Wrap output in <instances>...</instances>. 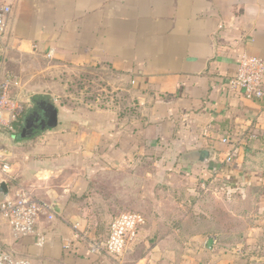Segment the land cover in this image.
I'll return each instance as SVG.
<instances>
[{
    "label": "crops",
    "instance_id": "crops-1",
    "mask_svg": "<svg viewBox=\"0 0 264 264\" xmlns=\"http://www.w3.org/2000/svg\"><path fill=\"white\" fill-rule=\"evenodd\" d=\"M4 6L0 55L108 67L136 105L129 120L112 107L80 114L77 140L51 153L38 145L27 170L12 173L10 195L23 187L54 216L38 219L44 246L16 238L3 216L7 249L39 264H264V102L228 83L241 54L264 59V0H0ZM6 78L19 81L22 101L21 81ZM152 166L162 168L158 178L170 169L181 176L179 194L167 193L178 208L161 205ZM93 176L101 215L153 206L122 256L89 253L74 229H84L81 200ZM109 176L111 204L101 189ZM200 215L209 223L193 221Z\"/></svg>",
    "mask_w": 264,
    "mask_h": 264
},
{
    "label": "rangeland",
    "instance_id": "rangeland-1",
    "mask_svg": "<svg viewBox=\"0 0 264 264\" xmlns=\"http://www.w3.org/2000/svg\"><path fill=\"white\" fill-rule=\"evenodd\" d=\"M5 75L16 76L21 81V99L24 104V111L15 123L14 131H9L3 126H0V151L5 152L10 158V162L14 168V176L21 175L25 172L24 166L30 159L35 158L34 149L38 145L46 144L49 152L56 150V146L64 144V141H74L81 135L80 128L82 123L78 120L79 115L90 111H96L98 108L112 107L126 115L125 120L133 115L136 105L133 103L131 93L125 82H121L116 74L108 67L91 66L83 69H71L65 66H59L47 57L37 55H0V78ZM1 80V79H0ZM15 89V88H14ZM12 90V95H16V90ZM40 96L47 97L54 102L59 110L61 122L54 128H49L37 133L34 136H23L16 129V124L21 121L29 108H32L33 99ZM66 111H73L77 116L72 120L65 118ZM126 113V114H125ZM67 123H73L68 124ZM72 127V135L69 138L68 133H71L69 127ZM57 152H59L57 150ZM56 153L55 156H58ZM66 154H70L66 153ZM63 154L60 155V157ZM153 182L152 185L165 193L161 198V205L164 208H178L173 202L172 196H177V191L181 188V176L176 170H167V173L161 178L157 177V171L160 167L152 166ZM69 172H64L59 181H67ZM155 173V174H154ZM108 181L103 184V189L108 196L111 194L112 176L107 178ZM16 180V179H15ZM97 180V181H96ZM98 182L97 177L93 176L90 181L91 192L93 195H86L81 200L83 204V212L86 213L82 231L86 241L96 237H107L109 233L110 222L119 214L124 212H137L144 215L143 210L152 209L153 206H140L141 208H132L115 215H101L99 212L100 203L94 196L95 185ZM167 182H170L168 184ZM21 186L23 184H20ZM24 186V185H23ZM19 188L18 186H16ZM23 188V187H22ZM24 188H28L27 185ZM26 190V189H25ZM27 191V190H26ZM162 194V193H161ZM90 198H87L89 197ZM2 226H4V229ZM3 228V229H2ZM8 226L4 217L0 213V236L9 235Z\"/></svg>",
    "mask_w": 264,
    "mask_h": 264
},
{
    "label": "built area",
    "instance_id": "built-area-1",
    "mask_svg": "<svg viewBox=\"0 0 264 264\" xmlns=\"http://www.w3.org/2000/svg\"><path fill=\"white\" fill-rule=\"evenodd\" d=\"M10 11L9 6L0 8V48L3 46L5 30L4 15ZM234 92L240 93L249 99H259L264 102V59L248 53L239 56L237 70L228 81ZM15 78H6L0 81V126L14 131L15 123L24 111V104L12 95L13 88L19 86ZM225 142L227 139H223ZM234 153L229 154L227 161L232 159ZM10 158L0 151V181H13V168ZM0 213L9 223L16 238L34 236L36 244L44 246L47 238L37 229V222L41 214H48L49 219L54 216L53 211L45 202L34 197L23 188H16L13 195L0 202ZM146 218L137 212H124L115 217L109 226L106 238H93L86 241V237L79 231V224L74 226L78 237L87 243L89 253L122 256L129 242L133 241ZM70 248L68 242L64 245ZM0 264H39L29 258L20 257L0 242Z\"/></svg>",
    "mask_w": 264,
    "mask_h": 264
},
{
    "label": "flooded vegetation",
    "instance_id": "flooded-vegetation-1",
    "mask_svg": "<svg viewBox=\"0 0 264 264\" xmlns=\"http://www.w3.org/2000/svg\"><path fill=\"white\" fill-rule=\"evenodd\" d=\"M33 106L29 108L22 121L19 131L25 136H34L46 130L49 124V108L51 101L49 98H34Z\"/></svg>",
    "mask_w": 264,
    "mask_h": 264
},
{
    "label": "water",
    "instance_id": "water-1",
    "mask_svg": "<svg viewBox=\"0 0 264 264\" xmlns=\"http://www.w3.org/2000/svg\"><path fill=\"white\" fill-rule=\"evenodd\" d=\"M49 112L48 128H54L58 124V109L51 103ZM10 189V184L6 180L0 181V201H4L10 197Z\"/></svg>",
    "mask_w": 264,
    "mask_h": 264
},
{
    "label": "trees",
    "instance_id": "trees-1",
    "mask_svg": "<svg viewBox=\"0 0 264 264\" xmlns=\"http://www.w3.org/2000/svg\"><path fill=\"white\" fill-rule=\"evenodd\" d=\"M20 126H21V124H20V122H18L16 124V129L19 130ZM108 199H109V203L111 204V201H110L111 200V196H109ZM113 215H115V214H113ZM193 221L194 222H198L199 224H208L209 223L208 218L206 216H203V215H200L199 218H194ZM220 221L222 222V220H220Z\"/></svg>",
    "mask_w": 264,
    "mask_h": 264
}]
</instances>
